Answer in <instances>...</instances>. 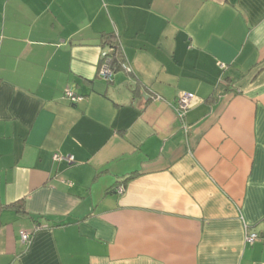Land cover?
<instances>
[{"label": "crops", "instance_id": "crops-1", "mask_svg": "<svg viewBox=\"0 0 264 264\" xmlns=\"http://www.w3.org/2000/svg\"><path fill=\"white\" fill-rule=\"evenodd\" d=\"M0 264H264V0H0Z\"/></svg>", "mask_w": 264, "mask_h": 264}, {"label": "built area", "instance_id": "built-area-1", "mask_svg": "<svg viewBox=\"0 0 264 264\" xmlns=\"http://www.w3.org/2000/svg\"><path fill=\"white\" fill-rule=\"evenodd\" d=\"M108 52H110V49L107 47V51L104 52L100 58H101V63L98 67V77L101 79H104L105 81H112L113 78V74L115 73V69L114 67H112L111 65V57L108 54ZM122 70L126 71L127 73H132L133 74V70L131 68V66L129 65V63H124L122 65ZM64 96L66 99H68L71 102H79L83 99V96L77 94V92L73 89V88H69L66 87L64 89ZM193 99V95L189 92L183 91L182 93H180L178 95L177 98V106L175 108V111L177 113V116L179 117V119L184 122V114L185 111L190 107L191 101ZM53 158L55 160H66V161H72L73 157L71 155H62L58 152H55L53 154ZM70 183V182H69ZM117 191L121 192L122 191V186L117 187ZM43 225L41 224H36L33 228V231H36L37 229L41 228ZM30 233L28 231H21L20 232V240L23 243H26L29 239H30ZM258 238V234L254 233V232H247L245 234V240L248 243H252L254 242L256 239Z\"/></svg>", "mask_w": 264, "mask_h": 264}, {"label": "trees", "instance_id": "trees-1", "mask_svg": "<svg viewBox=\"0 0 264 264\" xmlns=\"http://www.w3.org/2000/svg\"><path fill=\"white\" fill-rule=\"evenodd\" d=\"M106 44L107 47L110 49V52H108V54L111 57V65L112 67H114V71H118V70H122V65L124 63H128V61L126 60L123 50H122V46L120 44L119 38L115 33H112L108 36H104V43ZM101 63V58L99 59V65ZM98 65V67H99ZM132 74V73H130ZM134 76V75H132ZM111 82V81H110ZM132 175H127L125 176L122 181L125 182L127 179L131 178ZM20 202H16L12 205H14L15 207H17V204H19Z\"/></svg>", "mask_w": 264, "mask_h": 264}]
</instances>
